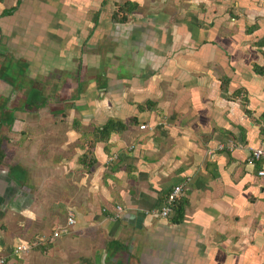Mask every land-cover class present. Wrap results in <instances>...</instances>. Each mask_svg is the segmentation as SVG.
<instances>
[{"label": "rangeland", "instance_id": "1", "mask_svg": "<svg viewBox=\"0 0 264 264\" xmlns=\"http://www.w3.org/2000/svg\"><path fill=\"white\" fill-rule=\"evenodd\" d=\"M126 2H134L131 11ZM244 2L245 0H38L27 23L30 20L34 26L31 27L29 23V27L37 26L48 33L50 37H46L41 44L46 45L49 39L54 38L60 42L65 38L59 37L61 31L76 32L70 38L74 43L71 52L47 46L48 51H53L55 55L51 68L48 63L49 55L42 52L41 48L35 52L43 55L44 61H39V58L36 61L35 57L36 68H31V63L26 65L27 41L23 37L14 41V37H4V47H0V150L5 156L2 165L7 172L2 175H9L5 180L10 188L6 197L24 202L35 200L37 208L35 205L34 208L39 211L34 227L27 230L32 236L15 238L7 248L8 253L18 244L31 245L36 257L27 263L23 261V256L29 254L19 258L9 256V264H75L77 259L73 258L76 257L71 255L66 259L64 254L67 253L64 250L65 242L71 239L66 236L83 226L84 220L96 222V163L87 166L81 159L86 156L91 160L94 158L96 138L104 137V134L100 129L102 136L100 133H92L89 131L91 127L82 123L85 118L82 103L90 94L88 82L96 81V91H99L101 98L107 95L111 87L113 91L121 90L125 97L131 98L136 95L137 87L142 88L140 91L147 90L149 98L156 95L159 89V96L154 97L155 101L158 99L156 108H159L162 101L163 105L168 101L170 109L177 107L176 96L180 88L173 92L164 81L171 78L172 74L163 72L169 58L163 47L168 44H164L162 39L159 41V48L156 46L160 38L158 28L165 30L168 35L172 34H169L171 31L175 33L176 37L170 38L173 39L170 45L175 47L169 46L173 47L170 51H180L177 60H187L186 72H191L190 76L200 77V85L206 88L205 95L199 92L198 86L193 88L192 99L186 102V106L178 107H191L199 118L205 108L220 113L218 107L222 108L225 104L234 106L231 104L235 102L239 106L242 93L230 95L233 97H228L229 99L220 98L222 77L233 78L227 94L237 93L242 86L248 88L251 101L248 105L252 107L256 92L252 91L250 81L264 83L262 77L252 73L255 66L264 64V19L257 15V9H252L250 0L247 1L248 5ZM161 14H166V21L160 20ZM195 22L201 27V34L196 29L197 25L193 24ZM134 28L141 29L142 34L138 31L133 34L131 30ZM95 31L96 45H88V37L92 33L94 35ZM35 32L38 33L39 30ZM43 36L45 35L42 34L41 37ZM60 49L68 57L59 58L57 54L61 53ZM160 50L164 53H159ZM198 59L200 61L197 62ZM236 61L238 68L233 67ZM180 67L184 70L182 61ZM233 68L239 73L236 76H233ZM110 73L116 75L110 76ZM172 85L177 86V82ZM34 91L39 95L38 100L34 98ZM32 97L35 100L30 101ZM133 99L135 101L132 103L141 102L137 97ZM145 101L142 102L144 105ZM218 112L215 114L220 116ZM11 116L14 117L13 122ZM90 119L94 120L93 117ZM262 121L264 125V118ZM19 170L26 173L20 184L14 182L11 176V173H19ZM71 215L77 220L75 225H68ZM42 216H46L45 222L41 221ZM152 217L157 224L164 222L159 215ZM54 228L62 231L64 241H60L63 237L51 238ZM16 231L18 232L17 229ZM80 233L86 240V249L90 248L91 242L95 244L96 240L92 241V238L96 237V231H77V235ZM74 237L78 238L76 235ZM112 247L108 243L106 249L111 250ZM122 248L128 253V248ZM97 256L109 254L99 252ZM123 256L134 254L124 253ZM126 261L125 257H121L119 264H127Z\"/></svg>", "mask_w": 264, "mask_h": 264}, {"label": "crops", "instance_id": "2", "mask_svg": "<svg viewBox=\"0 0 264 264\" xmlns=\"http://www.w3.org/2000/svg\"><path fill=\"white\" fill-rule=\"evenodd\" d=\"M37 1L0 0V47H4V37H14L13 41L23 37L27 41L25 51L28 54L24 63H31L33 66H29L36 68L35 57L36 61L38 58L39 61L44 59L43 55L35 52L41 48L42 52L48 53L47 62L51 68L55 55L53 51H48L47 46L71 52L74 43L70 38L76 32L61 31L59 37L65 38L60 42L54 38L49 39L46 45L41 44L49 36L48 33L37 26L31 28L34 24L30 20L27 23ZM247 1L244 3L247 4ZM250 5L264 19V0H250ZM7 10L13 11L5 12ZM165 18L166 14H161L160 20L166 21ZM193 24L196 25V22ZM37 29L38 33L35 32ZM140 30L134 28L131 31L142 34ZM157 33L160 38L156 46L159 48L162 39L164 44H168L162 46L169 55L163 72L172 75L164 81L173 92L180 88L176 96L177 107L170 109V103L167 101L163 105L164 101L161 100L159 108H156L158 99L155 101L154 97L159 96V89L156 95L149 98L147 90L140 91L142 88L136 86L134 97L141 99V102L135 104L132 103L134 97H125L121 90L113 91L112 87L101 98L99 91H96V81L88 82L90 94L82 103L85 117L82 123L91 127L90 132L100 133L101 136L99 129L103 130L111 120L117 123L109 126V134L96 138L93 150L96 163V222L84 220L83 226H79L74 234H65L66 238H71L65 242L66 259L73 255L76 257L73 259H77L75 264H119L121 257L126 258L127 264H264V176L257 175L260 164L248 161L250 150L264 143V83L250 81L252 91L256 92L252 107L248 105L251 104L249 89L242 86L239 90L246 89L248 93L246 105L242 100L239 106L231 101L233 103L229 104L234 106H217L220 113L214 110L220 116L211 108H205L197 118L198 114L192 112L191 107L178 106L187 105L186 102L192 99L193 88L198 86L202 95H205L206 88L200 85V77L190 76L191 72H186L187 60H177L180 51H170L173 47L169 46H174L170 45L173 40L170 38H175V33L171 31L169 34L173 35H168L161 28L157 29ZM42 34L45 36L41 37ZM92 35L88 37V45H96V31ZM163 50L159 53H164ZM61 53L57 54L59 58L68 57ZM181 61L184 70L180 67ZM40 66L42 68V62ZM236 66L237 61L233 67H239ZM260 67H264V64ZM232 72L233 76L239 74L236 70ZM114 73L109 75L117 74ZM252 73L255 72L252 70ZM258 76L264 79V75ZM175 82L177 86L172 85ZM219 94L222 100L229 99L222 96L221 89ZM144 101L145 105L142 103ZM245 109L251 113L247 114ZM142 124H147V127L141 128ZM0 172V257H5L6 264H9V256H19L14 250L7 253V248L15 238L32 236L27 230L34 227L39 211L35 200L24 202L6 197L10 188L5 180L9 175H2L5 172L2 162ZM11 176L19 184L24 178L17 172ZM177 184L184 187L181 199L188 200L184 221L173 223V211L169 217L163 218L164 222L155 223L152 216H156L168 193ZM117 205L124 208L118 218L114 215ZM103 207L107 208L105 212ZM41 221L45 222L46 216H42ZM82 230L83 233L96 231L95 239L92 238V241L96 240L95 244L90 241L88 251L82 234L77 235V231ZM60 237L63 236L60 234L56 239ZM108 243L113 245L111 250L106 249ZM20 245L23 244L17 247ZM123 246L128 248V253ZM33 250L25 253L28 256L22 254L25 255L23 261L30 263L34 260L36 256ZM99 252L109 256H97ZM124 253L134 256H123Z\"/></svg>", "mask_w": 264, "mask_h": 264}, {"label": "built area", "instance_id": "3", "mask_svg": "<svg viewBox=\"0 0 264 264\" xmlns=\"http://www.w3.org/2000/svg\"><path fill=\"white\" fill-rule=\"evenodd\" d=\"M147 124H142L141 128H146ZM248 161L251 163H257L260 164V169L257 171L258 176H264V143L252 148L250 150L249 156H248ZM184 192V187L182 184H177L175 185L170 192L168 193L164 204L162 208L156 213V215H159L161 218H167L169 215L174 211L175 203L181 199L182 195ZM107 208H104L103 211H106ZM124 211L123 206L117 205L116 206V211L114 213L115 217L118 218ZM77 221L76 219L71 215L68 220V225H73ZM66 231V229H65ZM62 231L60 230H54L53 232V238H56L60 236ZM42 240V238H41ZM37 245V243H36ZM35 245V246H36ZM33 248L31 245L23 244L18 247H15L14 252L17 256H20L22 254L30 252V250ZM7 260L5 257H0V264H6Z\"/></svg>", "mask_w": 264, "mask_h": 264}, {"label": "trees", "instance_id": "4", "mask_svg": "<svg viewBox=\"0 0 264 264\" xmlns=\"http://www.w3.org/2000/svg\"><path fill=\"white\" fill-rule=\"evenodd\" d=\"M105 1V0H104ZM134 2H126V5L128 6V8H129V10L131 11L132 9H133V6H134V4H133ZM10 11H13V10H7V11H5V12H10ZM125 17L123 16V19H124ZM197 25V24H196ZM195 25V26H196ZM198 28V30L197 31H199L200 33L202 32V30H201V27H199L198 25H197V27H196V29ZM254 72L255 73H257V74H260V75H264V67H260V66H255L254 68ZM225 82V83H224ZM221 94H222V96H224V97H230V95H227V88L230 86V84H231V78H222V80H221ZM240 91V92H239ZM227 92V93H226ZM238 93H242L243 95L241 96V99H242V103L244 104V105H246L247 104V102H248V93H247V90L246 89H243V90H238L237 91V93H234V92H232L231 94L232 95H238ZM33 95H34V98L36 97L37 98V100H38V98H39V95H37V93H35V91L33 92ZM33 97L31 98V100L30 101H33V100H35ZM33 104V103H32ZM245 112L247 113V114H250L251 112L248 110V109H245ZM13 120H14V117L13 116H11V122H13ZM117 122H114V121H109L108 123H107V125L105 126V128L101 131L104 135H107V134H109V132H110V128H109V126L110 127H112V126H114L115 124H116ZM122 123V122H121ZM122 125H123V123H122ZM263 144V143H262ZM5 158V156H4V154H3V152L0 150V163L3 161V159ZM87 160H89L88 162H87ZM81 162L83 163V164H85V165H87V166H92V165H94V163H95V159L93 158L92 160L90 159V157L89 156H86V157H83L82 159H81ZM16 173V172H15ZM11 174H13V173H11ZM19 174H20V176L21 177H24V171L23 170H19ZM16 176H17V174H16ZM18 177V176H17ZM20 177V178H21ZM188 204V200L186 199V198H182V199H179L176 203H175V207H174V216H172V218H171V220H172V222L173 223H176V224H180V223H182L183 221H184V218H185V207H186V205Z\"/></svg>", "mask_w": 264, "mask_h": 264}]
</instances>
